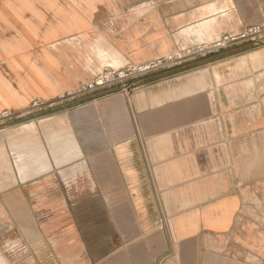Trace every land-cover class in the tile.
Wrapping results in <instances>:
<instances>
[{
  "label": "crops",
  "instance_id": "0c3cea01",
  "mask_svg": "<svg viewBox=\"0 0 264 264\" xmlns=\"http://www.w3.org/2000/svg\"><path fill=\"white\" fill-rule=\"evenodd\" d=\"M254 24L264 0H0V114L47 103L0 121L1 260L264 264V43L187 55L129 96L61 99ZM230 47L237 74L226 56L174 72Z\"/></svg>",
  "mask_w": 264,
  "mask_h": 264
},
{
  "label": "built area",
  "instance_id": "2783aa9c",
  "mask_svg": "<svg viewBox=\"0 0 264 264\" xmlns=\"http://www.w3.org/2000/svg\"><path fill=\"white\" fill-rule=\"evenodd\" d=\"M261 37H264V25L254 24L247 26L240 32L226 35L210 46L204 45L190 50L187 54L182 52L177 54H169L123 69H108L98 77L82 84L76 90L68 92L66 95L62 96L61 99L64 100L75 98L118 86L122 87V92H124L126 95H130L132 92V87L128 86L127 84L135 78L148 75L172 65H176L184 60L187 55L204 54L240 42L260 39ZM46 105L47 103L42 100H35L25 111L6 110L0 114V121L22 118L26 115L42 111Z\"/></svg>",
  "mask_w": 264,
  "mask_h": 264
},
{
  "label": "rangeland",
  "instance_id": "374dc122",
  "mask_svg": "<svg viewBox=\"0 0 264 264\" xmlns=\"http://www.w3.org/2000/svg\"><path fill=\"white\" fill-rule=\"evenodd\" d=\"M131 28L133 29L132 34L134 35L136 46L141 45L139 50L140 51H145V52H153L154 50H152V49H149V48H146V47H142V36H143V18H142V16L139 15V16L134 18ZM248 42L250 43V45L247 46V49L248 50H255L256 47H260V45H262L264 43V37H261L260 39H256V40H251V41H248ZM222 49L223 48H220V49H217V50H214V51H218V50H222ZM191 50H193V49H191ZM186 52H188V51H186ZM204 54H206V53H204ZM198 55H203V54H198ZM238 55H239V48L230 47V50H228L227 52L219 53V54L214 55V56H212L210 58L199 60L195 64L184 66L183 68H180V69H178V70H176L174 72L182 71V70H186V69L188 70V69H191V68L192 69L196 68V69H199V70L200 69H205V72H208L209 71L208 67H209V63L210 62H212L214 60L212 62V63H214V67L219 68L218 66H221V64L218 65L217 63L222 62V60H218V58H220L222 56H226L228 58H231V60H232L231 61V69H232V71L235 74H237V72H238V63H237ZM189 56H197V55H189ZM153 59L154 58L152 57V58L147 59V60L137 61L134 64H132L131 66H135V65L147 62L149 60H153ZM215 59H217V60H215ZM114 66L118 67L119 65L118 64H114ZM173 66L174 65H172L170 67H167V68H164V69L172 68ZM127 67H130V66H126L124 68H127ZM221 67H220V69H216V70L217 71H222L223 67L222 68ZM119 69H123V67L119 68ZM164 69H161V70H164ZM161 70H158V71H161ZM158 71H155V72H158ZM145 76H141V77L135 78L131 82H128L127 85L132 87L131 94L134 92V90L138 86V84L136 82L139 79H141V78H143ZM115 93H123V94H125L124 92H122V87L121 86H118V87H115V88H110V89H107V90H104V91H100V92H96V93H91V94H98V96L96 98L102 99L103 97H106V96H109V95H112V94H115ZM43 113H45V112H43ZM6 126H7V124H0V130H2ZM10 252L12 253V257H13L14 256L13 251L11 250ZM14 252H16V255H17V257H16L17 258V262H16L17 264H62L61 261L58 258H56V257L52 258L50 260H48L45 257L42 258L41 255H39L38 257L37 256L33 257L32 254L30 253V251L27 248H24V247L21 248V247L17 246V247H15ZM18 257H22V261L20 260V258L18 259ZM76 260L77 259L70 260V262H73L71 264H78L79 260H77V261ZM12 261L15 262V260H13V258H12ZM19 261H21V262H19ZM0 264H5L1 260V258H0ZM169 264H173V263L171 261H169Z\"/></svg>",
  "mask_w": 264,
  "mask_h": 264
}]
</instances>
